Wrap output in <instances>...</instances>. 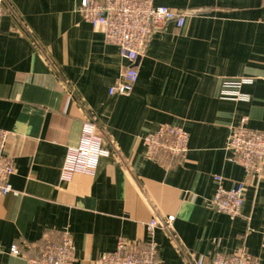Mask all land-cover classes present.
Instances as JSON below:
<instances>
[{
	"label": "crops",
	"instance_id": "obj_1",
	"mask_svg": "<svg viewBox=\"0 0 264 264\" xmlns=\"http://www.w3.org/2000/svg\"><path fill=\"white\" fill-rule=\"evenodd\" d=\"M82 0H7L0 21V129L9 132L12 191L0 195V264H29L39 245L68 231L73 264H101L119 239L144 244L158 229L159 264H194L245 251L264 264V171L229 160L227 139L245 123L264 132V0H153L185 14L158 27L129 96L110 95L127 66L119 47L87 22ZM106 147L95 174L62 180L83 124ZM190 136L185 159L150 160L143 136L161 125ZM244 182L242 214L211 204L215 176ZM17 245L25 255L9 253Z\"/></svg>",
	"mask_w": 264,
	"mask_h": 264
},
{
	"label": "built area",
	"instance_id": "obj_2",
	"mask_svg": "<svg viewBox=\"0 0 264 264\" xmlns=\"http://www.w3.org/2000/svg\"><path fill=\"white\" fill-rule=\"evenodd\" d=\"M7 0H0V21L5 14ZM80 11L84 19L96 29H100L105 42L119 47L127 66L121 80L109 89L110 95L129 96L139 79L136 63L145 51L156 29L166 22L175 21L178 27L185 24V14L167 6L155 5L153 0H82ZM9 132L0 129V195L12 191L10 179L16 173L14 159L6 153ZM189 133L180 126L163 124L156 131L143 136L150 160L169 157L183 160L189 152ZM226 149L229 160L242 166L247 173L261 174L264 171V132L253 130L242 123L230 133ZM111 151L106 147L103 137L95 123L83 124L81 143L71 147L62 170V180L70 181L75 173L95 174L102 157ZM217 189L212 197V207L219 213L235 219L242 214L245 204L246 184L236 182L226 188L224 178L215 176ZM175 216L170 215L161 221L153 219L147 223L150 239L144 244L130 243L121 238L117 249L104 255L101 264H159L158 244L155 240L158 229L170 231ZM264 247V237H263ZM0 253L4 248L0 243ZM9 253L14 256L25 255L17 245H12ZM29 264H73L75 246L68 231H64L58 241H45L39 245V254L25 256ZM194 264H260L245 251L227 254L217 252L208 261L199 257Z\"/></svg>",
	"mask_w": 264,
	"mask_h": 264
},
{
	"label": "water",
	"instance_id": "obj_3",
	"mask_svg": "<svg viewBox=\"0 0 264 264\" xmlns=\"http://www.w3.org/2000/svg\"><path fill=\"white\" fill-rule=\"evenodd\" d=\"M139 60H140V57L138 58L136 65L138 64Z\"/></svg>",
	"mask_w": 264,
	"mask_h": 264
}]
</instances>
